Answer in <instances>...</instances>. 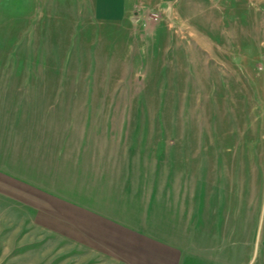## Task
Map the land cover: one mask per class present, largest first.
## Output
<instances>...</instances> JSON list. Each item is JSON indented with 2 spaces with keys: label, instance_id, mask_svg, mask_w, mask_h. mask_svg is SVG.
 I'll return each instance as SVG.
<instances>
[{
  "label": "rangeland",
  "instance_id": "obj_1",
  "mask_svg": "<svg viewBox=\"0 0 264 264\" xmlns=\"http://www.w3.org/2000/svg\"><path fill=\"white\" fill-rule=\"evenodd\" d=\"M95 1L0 0V79H14L15 94L58 98L57 108L91 104L82 114L113 117L125 141L134 130L147 150L139 155L150 166L139 163L145 181L171 180L157 187L156 204L182 264H264V147L251 152L264 140V91L256 90L264 71L246 41L243 51L261 74L236 82L227 67L235 47L220 65L219 52H204L208 39L200 33L207 13L212 25L223 20L226 46L240 29L260 42L255 11L262 3L213 0L215 12L204 0H125L122 20H101ZM254 120L261 131L247 143L251 154H242L234 145L244 134L255 138ZM0 236V264H71L50 245L17 247L32 242L14 240L20 231Z\"/></svg>",
  "mask_w": 264,
  "mask_h": 264
},
{
  "label": "crops",
  "instance_id": "obj_2",
  "mask_svg": "<svg viewBox=\"0 0 264 264\" xmlns=\"http://www.w3.org/2000/svg\"><path fill=\"white\" fill-rule=\"evenodd\" d=\"M204 1L211 11L217 8L213 0ZM255 1L262 3L255 11L260 42L240 29L229 34L233 41L227 38L226 46L220 39L225 36L221 17L213 25L207 13L200 19L201 38L208 39L204 52H219L220 65H225L222 56L228 60L232 54L230 45L235 47L234 63L225 66L234 69L230 77L236 82L261 74L254 73L252 58L243 51L246 41L255 45L253 60L259 70L264 66V0ZM95 2L96 17L122 20L125 0ZM187 24L192 28V22ZM12 82L9 77L0 79V232L20 231L22 238L14 240L32 241L17 247L53 246L56 255L68 258L61 260L65 263L182 264V248L169 239V222L156 204L157 187L170 185L171 180L145 181L143 169L150 166L139 155L147 150L137 146L134 130L125 141L113 117L82 114L91 104L81 110L70 106L74 111L61 104L57 108L53 104L58 98L50 100L29 89L15 94ZM256 90L263 92L264 84ZM253 122L255 138L247 140L244 134L234 145L243 147L242 154L261 131L259 122ZM259 145L253 154L262 153L264 140ZM139 163L146 165L142 169Z\"/></svg>",
  "mask_w": 264,
  "mask_h": 264
},
{
  "label": "built area",
  "instance_id": "obj_3",
  "mask_svg": "<svg viewBox=\"0 0 264 264\" xmlns=\"http://www.w3.org/2000/svg\"><path fill=\"white\" fill-rule=\"evenodd\" d=\"M260 70H261V71L264 70V66H263V65L260 67Z\"/></svg>",
  "mask_w": 264,
  "mask_h": 264
},
{
  "label": "trees",
  "instance_id": "obj_4",
  "mask_svg": "<svg viewBox=\"0 0 264 264\" xmlns=\"http://www.w3.org/2000/svg\"><path fill=\"white\" fill-rule=\"evenodd\" d=\"M185 264H191V262L189 261L188 263H185Z\"/></svg>",
  "mask_w": 264,
  "mask_h": 264
}]
</instances>
